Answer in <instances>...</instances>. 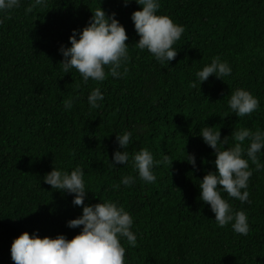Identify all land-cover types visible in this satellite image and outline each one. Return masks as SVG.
I'll return each instance as SVG.
<instances>
[{
  "label": "trees",
  "instance_id": "16d2710c",
  "mask_svg": "<svg viewBox=\"0 0 264 264\" xmlns=\"http://www.w3.org/2000/svg\"><path fill=\"white\" fill-rule=\"evenodd\" d=\"M32 3L21 0L0 24V264H14L11 244L23 231L68 239L81 231L67 221L80 216L82 206L42 179L54 165L84 169L85 204L111 199L133 215L137 246L122 241L127 264H264V169L249 161L250 203L223 193L234 209L246 211L247 235L219 227L197 185L216 170L201 128L220 129L222 139L240 128L264 130V0H161L159 13L185 28L168 65L136 47L131 13L141 6L135 0L127 6L102 0L125 26L129 58L121 78L109 73L102 83L87 84L74 68L64 73L58 49L70 46L72 30L87 24L100 0H47L29 12ZM215 56L229 63L231 75L190 87L195 72ZM95 87L105 98L91 109L87 96ZM236 88L258 97L256 112H231L227 101ZM70 97L77 99L66 111ZM124 130L133 132L130 153L147 148L155 160H173L154 168V183L140 180L130 162L111 165L116 133ZM187 153L195 154V169ZM258 157L264 163V150ZM126 175L135 183L114 190Z\"/></svg>",
  "mask_w": 264,
  "mask_h": 264
},
{
  "label": "clouds",
  "instance_id": "9594fccd",
  "mask_svg": "<svg viewBox=\"0 0 264 264\" xmlns=\"http://www.w3.org/2000/svg\"><path fill=\"white\" fill-rule=\"evenodd\" d=\"M130 2L131 0H123L124 6ZM135 2L141 6L131 13V20L139 36L136 47L141 51L147 50L161 65H168L177 56L178 48L174 45L181 39L184 26L176 23L170 16L159 13L161 0ZM101 3L102 0L95 10L91 9L92 16L82 29L72 30L69 36L70 46L61 44L58 49L63 57L60 63L64 73L76 69L84 84L89 80L102 83L109 73L114 78H121L123 73L120 69L129 58V44L126 43L129 37L125 26L115 12L107 13ZM46 4L47 0H33L27 11L31 12L37 6ZM20 5L21 0H0V24L8 13ZM231 73L229 63L215 56L210 63L195 72V80L189 86L200 88L210 76L223 79ZM104 98L101 88L95 87L87 96V103L91 109H98ZM75 99L77 98L70 97L64 100L66 111L73 108ZM227 103L237 117L251 115L260 107L258 97L244 88L232 91ZM199 136L214 150L216 168L215 171L206 172L197 184L200 189L199 199L210 206L219 227L230 225L235 233L247 235L250 224L246 211L234 209L223 193L241 203H250L247 189L253 170L249 161L257 171L264 169V163L258 157V153L264 150V130L257 129L253 132L248 128H240L222 139L220 129L215 130L214 126L207 125L200 129ZM132 137L133 132L129 130L116 133L119 147L114 151L110 163L115 167L130 162L139 179L152 184L157 179L154 168L161 164L172 165L173 160H169L167 155L162 160H155L153 153L147 148L130 153L128 148L133 143ZM187 154L185 160L195 169V154ZM42 179L52 190L72 195L74 206H82V214L67 221L69 228H82L71 239L64 234L41 237L37 232L29 234L28 231H23L11 244L10 253L14 264H127L126 248L122 241H126L129 247L137 246L133 215L123 205L111 199L85 204L90 188L85 180V171L79 165L71 171L54 165ZM135 181V176L126 175L119 183L113 184L112 188H129Z\"/></svg>",
  "mask_w": 264,
  "mask_h": 264
}]
</instances>
